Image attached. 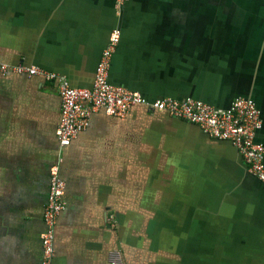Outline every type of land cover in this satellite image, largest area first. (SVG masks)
Returning <instances> with one entry per match:
<instances>
[{"label": "crops", "instance_id": "obj_1", "mask_svg": "<svg viewBox=\"0 0 264 264\" xmlns=\"http://www.w3.org/2000/svg\"><path fill=\"white\" fill-rule=\"evenodd\" d=\"M115 28L111 85L151 102L251 98L264 143V0H0V63L91 89ZM60 117L55 82L0 75V264H264V184L232 142L136 106L92 114L62 150ZM60 160L66 209L45 263Z\"/></svg>", "mask_w": 264, "mask_h": 264}, {"label": "built area", "instance_id": "obj_2", "mask_svg": "<svg viewBox=\"0 0 264 264\" xmlns=\"http://www.w3.org/2000/svg\"><path fill=\"white\" fill-rule=\"evenodd\" d=\"M120 38L121 32L116 28L109 34L107 45L97 63L91 89L73 87L64 74L39 66L0 63V75L13 73L28 77L39 76L56 83L61 99V122L57 136L62 150L86 130L92 114L103 111L110 116L124 118L132 108L144 106L150 112H166L195 123L209 136L232 142L243 158L247 170L264 184V143L257 140L263 118L257 103L244 97L234 99L227 107H218L195 99L165 98L151 102L138 92L115 87L109 82V74ZM66 190L67 183L61 174L60 160L51 169V193L45 212L47 229L41 236L45 263H49L54 255L55 228L66 209Z\"/></svg>", "mask_w": 264, "mask_h": 264}]
</instances>
